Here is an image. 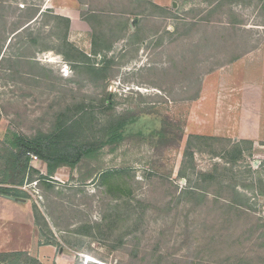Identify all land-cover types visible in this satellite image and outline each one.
Instances as JSON below:
<instances>
[{"label":"rangeland","instance_id":"rangeland-1","mask_svg":"<svg viewBox=\"0 0 264 264\" xmlns=\"http://www.w3.org/2000/svg\"><path fill=\"white\" fill-rule=\"evenodd\" d=\"M73 2L80 20L71 24L68 41L89 56L96 34L112 45L108 56L115 58V66L106 92L114 95L117 115L158 111L180 128L184 140L162 147L135 138L114 150H100L73 171L59 169L53 193L39 189L36 182L19 188L32 203L28 210L41 212L49 223L48 228L34 223L35 252L30 259L38 264H83L79 254L89 253L107 264H264L261 0H241L232 7L235 17L215 11L214 0ZM51 6L50 0H0V181L11 174L7 157L12 135L32 136L47 129L53 114L70 103H83L97 115L105 96L103 87L81 83L82 76L56 52L61 43L51 36L46 20L23 25L29 21L30 10L50 9L56 14ZM210 13L213 22L207 25L202 20ZM92 17L93 27L84 19ZM183 18L194 19L196 27L181 31L182 40L173 32ZM232 21L235 25L229 27ZM26 26L28 30L21 32ZM43 46L54 51L40 52ZM23 52L33 57V64L25 63ZM254 82L263 101L255 110L262 117L257 144L241 139L240 111L212 108V102L224 99L232 88ZM70 88L72 94L67 93ZM145 132L149 134L150 129ZM190 136L220 141L197 145L196 169H189L183 179L179 172ZM235 145L244 149L243 158L228 165L224 158ZM214 166L224 181L213 183L211 192L221 194L220 186L230 188L222 196L231 200L237 188L246 195L248 206L230 209L213 197L204 201L198 195H182L188 187H196L198 172H209ZM106 171L120 173L112 183L120 184L122 192H108L102 186L100 176ZM16 206L0 198V220L17 221L14 226L20 230L15 228L12 240L22 235L28 241L30 217ZM48 241L57 246L47 245Z\"/></svg>","mask_w":264,"mask_h":264},{"label":"trees","instance_id":"trees-1","mask_svg":"<svg viewBox=\"0 0 264 264\" xmlns=\"http://www.w3.org/2000/svg\"><path fill=\"white\" fill-rule=\"evenodd\" d=\"M215 2H217V4L213 5V9L216 7L215 11L221 10L222 14H230L229 16L235 17L232 7L240 4L241 0H214ZM261 2L264 10V0H261ZM228 5L231 7L224 12L225 7ZM30 11L33 12L29 15V21L23 25L37 22L40 19L41 21L46 20L45 24L47 27H51V36L61 43L60 49H55L56 52L65 58L80 77L82 76L81 83L87 81L95 87H103L105 96L100 100V109L97 113V115H100L99 118H101L99 122L96 120L98 118H96L97 115L93 108H87L83 103L77 105L70 103L53 114L54 120L47 129H40L32 136L12 135L10 139L11 151H9L10 154L7 157V165L11 167V174H6L5 178L0 181V198L13 197L28 200V195L19 190V188L26 183L32 184L34 182L37 183L39 189L53 193L56 188L53 178L59 169L66 167L73 171L82 161L94 158L100 150L106 147L114 150L123 143L135 138L145 139L162 147H174L176 144L183 143L184 135L180 128H174V125L158 111L147 112V114L144 112H128L127 114L117 115L113 101L114 95L106 92L107 82L115 66V58L108 56V53L112 50V45L108 44L109 42L104 37L98 34L95 35L92 42V53L89 56L68 41L71 27L70 19L56 15L50 9H47V11H41L40 9ZM211 16L212 14L210 13L202 22L211 25L213 22ZM84 19L93 27V17ZM194 23H196L194 19L190 22L184 18L178 19L173 33L180 34L179 38L183 40L185 35L182 36L181 31L185 29L186 32L187 30H192L196 27ZM234 25L233 21L228 23L229 27ZM29 26H26L21 32L27 31ZM259 26H264V23ZM62 28L63 34L61 36L60 31L62 32ZM221 28L226 31L224 24L221 25ZM27 37L31 38V34H28ZM33 42L35 45L38 44L35 39ZM45 51H54V49L49 46H43L40 52ZM1 53L0 51V55ZM99 55L102 57L101 60L98 59ZM21 57L26 61L25 63L33 64V57L27 53L23 52ZM239 58L240 56L232 59V61H236ZM68 82L69 84H76L75 80H69ZM72 92V88L67 91V93L71 94ZM62 103L66 105L67 102L64 100ZM148 129H150V132L146 134L145 131ZM178 130L181 131L180 136L177 134ZM219 139L216 137L190 136L183 151V162L179 176L186 179L189 169L195 171L194 157L197 145L209 141L219 142ZM250 144L253 146L252 142ZM244 152L240 145H235L228 152L229 157L224 159H226L228 165L235 164L242 160ZM31 155L36 156L40 162L47 166V175H42L40 171L31 166ZM224 170L226 171V169ZM218 173L219 168L217 166H214L209 172H198L199 182H197L196 187H188L183 191L182 195H198L204 201L213 197L217 201H223L230 209H241L248 206L246 195L239 192L237 188H233V198L231 200L225 195L222 196V192L226 193L230 188L220 186L221 194L211 192L213 183H222L224 181V176L221 175L222 178H220ZM117 175L119 176L120 173L117 174L113 171H106L101 174L100 182L103 187L107 188L108 192L123 191L120 184L112 183ZM34 218L36 225L41 227L43 224L45 227H49L47 219L41 212H34ZM47 245L57 246L53 241H48ZM23 258L25 259V264H38L36 260L30 259V255L27 253H2L0 254V264H15L16 261L19 262V259Z\"/></svg>","mask_w":264,"mask_h":264},{"label":"crops","instance_id":"crops-1","mask_svg":"<svg viewBox=\"0 0 264 264\" xmlns=\"http://www.w3.org/2000/svg\"><path fill=\"white\" fill-rule=\"evenodd\" d=\"M52 5L50 8L54 9L56 11V15L65 17L70 19L72 26L75 24V22L80 20V16H78L79 12L74 8V2L73 0H50ZM57 2V3H56ZM58 4V5H56ZM239 62V61H238ZM234 74H232L233 76ZM235 76V75H234ZM257 76V75H255ZM236 79V77H235ZM254 80V77L252 78ZM241 80H243V77H241ZM246 78H244V81ZM263 82V81H262ZM259 85L258 82L252 83L251 86L244 84L239 85L236 88H232L230 94L225 95L224 99H220L219 101L212 102V108L214 110L217 109H227L229 111H240V119H241V133L242 138L244 141H253L254 144L258 143L259 138V131L257 130L260 126V120H262L257 114H255V110H258V107L260 104H263V101L261 97L259 96ZM232 127H235L237 124H230ZM264 141V140H262ZM32 160V159H31ZM31 166L35 168L36 170L40 171L42 175H47V166L42 162H32ZM23 190V189H22ZM5 199V198H4ZM7 200V199H6ZM10 202H13L11 200H8ZM15 205H17L16 209H21V211L30 219H27L29 223H31L30 227V239L28 241L23 240V236H20V240L14 241L12 240L14 238L13 233L15 228L17 230H20L18 227H15L14 225H18L17 221H13L10 218L1 219L0 220V254L2 253H27L28 255L34 254L35 249V239H36V233H35V218L34 213H31V210H28L29 203L27 204H20L13 202ZM32 204V203H31ZM29 213L31 215L29 216ZM25 220V219H24ZM25 228H27V224L22 223ZM28 237V236H27ZM13 247V248H12ZM40 249V248H39Z\"/></svg>","mask_w":264,"mask_h":264},{"label":"built area","instance_id":"built-area-1","mask_svg":"<svg viewBox=\"0 0 264 264\" xmlns=\"http://www.w3.org/2000/svg\"><path fill=\"white\" fill-rule=\"evenodd\" d=\"M31 159H32V162H39V159L34 155H31ZM34 184L37 185V183H34ZM79 257L81 258V261L83 264H107V263L100 261L94 255L89 254V253H81L79 254Z\"/></svg>","mask_w":264,"mask_h":264},{"label":"water","instance_id":"water-1","mask_svg":"<svg viewBox=\"0 0 264 264\" xmlns=\"http://www.w3.org/2000/svg\"><path fill=\"white\" fill-rule=\"evenodd\" d=\"M7 200H11L13 202H16V203H20V204H27L28 203V200H25V199H21V198H13V197H3Z\"/></svg>","mask_w":264,"mask_h":264}]
</instances>
